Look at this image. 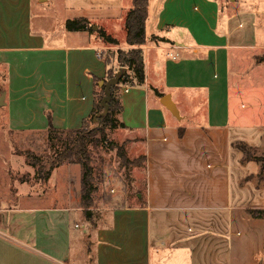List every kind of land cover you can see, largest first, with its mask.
<instances>
[{
    "label": "crops",
    "instance_id": "0c3cea01",
    "mask_svg": "<svg viewBox=\"0 0 264 264\" xmlns=\"http://www.w3.org/2000/svg\"><path fill=\"white\" fill-rule=\"evenodd\" d=\"M154 1L150 8L147 0L138 48L144 81L137 84L126 70L113 94L125 158L143 159L132 167L129 192L120 181L99 193L97 217L89 212L86 220L80 167L57 166L47 179L53 178L50 204L31 196H39L35 191L25 194L24 206H2L0 198V264H264V218L249 214L264 211V170L239 148L264 155V95L245 101L248 82H264V43L257 38L264 5ZM132 2L0 0L2 127L45 135L49 116L54 129H79L100 82L120 68L116 51L133 49L125 29L118 39L111 28H124ZM56 8L58 15L47 13ZM34 10L51 28L33 22ZM73 19L97 29L67 31ZM98 30L118 45L103 43ZM165 95L178 118L161 105ZM131 195L137 203L128 204Z\"/></svg>",
    "mask_w": 264,
    "mask_h": 264
},
{
    "label": "trees",
    "instance_id": "16d2710c",
    "mask_svg": "<svg viewBox=\"0 0 264 264\" xmlns=\"http://www.w3.org/2000/svg\"><path fill=\"white\" fill-rule=\"evenodd\" d=\"M147 17V0H133L131 9L124 17L125 44L133 49L128 51L118 50L116 61L120 67L125 68L133 73V80L137 84L144 81L142 53L139 47L144 45L145 30L144 24ZM67 31L84 30L91 32V26L85 19H73L65 22ZM98 37L107 45L117 46V41L111 36L106 35L101 30L97 31ZM264 61V59H263ZM113 76L108 74L107 80ZM127 75L124 74L119 83L124 82ZM97 82V81H95ZM111 88L110 99L107 103V112L101 106V100L104 96V88H99L100 95L95 96L94 108L88 120L84 121L82 126L76 130H57L51 126L50 117L48 116L47 145L51 151L49 167L44 170L41 161L32 152L26 151L27 162L37 167V178L45 181L49 178L50 172L61 164H77L80 167V205L83 209L84 217L89 220L90 209L93 206V196L96 192V178L94 169L91 164V157L88 152L89 146H97L98 142H106L105 129L115 128L113 115L119 111V105L114 98V89ZM99 94V93H98ZM160 96V95H159ZM99 125L93 130H87L85 123ZM105 128V129H104ZM98 135V136H97ZM116 147V146H115ZM244 154L245 161L255 160L260 164L261 170H264V155L261 157H251L249 149L244 146L239 147ZM117 156L121 165L125 167H135L142 164V160L136 159L129 161L125 158L123 147L116 148ZM253 218H264V211H249Z\"/></svg>",
    "mask_w": 264,
    "mask_h": 264
},
{
    "label": "rangeland",
    "instance_id": "374dc122",
    "mask_svg": "<svg viewBox=\"0 0 264 264\" xmlns=\"http://www.w3.org/2000/svg\"><path fill=\"white\" fill-rule=\"evenodd\" d=\"M223 1L228 2L229 0ZM254 1L256 3H261L262 6L264 5V3L262 2L264 0ZM123 2L130 8L131 0H123ZM151 7H155L154 0H150V8ZM259 11H264V9H260ZM34 12L37 13L36 10L33 11V22H37V24H39L40 20H38ZM54 12L55 15H58L57 8L55 10L52 9L51 12L47 13L54 14ZM41 21L42 23L40 26L43 30L51 28V23L48 20L42 19ZM93 27H95V25H92L91 29H93ZM111 28L114 31L115 38H123V24L120 27L117 24H111ZM257 38L260 39L261 43H264V14L258 16ZM248 84H251L249 86V90H251V92L245 94V101H250L255 99L254 97H262L264 95V82L261 85L258 84L252 86V82L250 81L248 82ZM98 95H100V92ZM3 124V120L1 119L0 143L2 144V146H0V154L2 155V159L0 161V189L2 190V193L5 194L0 197L2 202H4L2 203L4 204L2 206H8L16 202L18 203L17 206L27 205L28 203L24 199V196L29 192L32 193V191H35L39 196H36L34 194H31V196H35L38 199L41 198L40 201L43 204H50L53 197V178L45 181L37 178V167L30 165L27 162V158L25 156L26 151L32 152L36 157L40 159L41 165L44 167V170H47L49 167L50 157L52 156L51 151L47 145V134H32L24 136L15 135L8 132L4 127H2ZM84 126L87 130H93L96 127H100L95 123L90 124L88 122L85 123ZM105 135L106 142L100 141L98 142L97 146L88 147V152L91 157V164L94 169L95 178L97 180V189L93 196V206L90 209L91 215H93L95 218L97 217V214L93 209L98 206V204L101 202L100 200L103 198L99 195L101 193L109 192V190L113 189V187L119 185L120 181L122 182V184H120V187L124 185L126 191L129 192V185L131 180L130 176L132 174L131 171L133 170L132 167L124 168L121 165V161L118 158L116 152V148L122 146L125 157L129 158L127 151L125 150L127 137L124 135V133L119 128H111L105 129ZM249 154L252 156L255 153L253 154V152H251ZM16 160H19L20 162L18 164L14 163ZM139 160L141 159H138V161ZM141 191L142 186L138 185V192ZM129 199L130 200H128V204L137 203L134 195L129 196Z\"/></svg>",
    "mask_w": 264,
    "mask_h": 264
},
{
    "label": "water",
    "instance_id": "95a60500",
    "mask_svg": "<svg viewBox=\"0 0 264 264\" xmlns=\"http://www.w3.org/2000/svg\"><path fill=\"white\" fill-rule=\"evenodd\" d=\"M96 27H93V30L96 31ZM126 73L125 68H118L117 71L113 74V76L108 79L105 82H100L99 86L104 88V96L101 100V106L104 108V112H107V103L109 102L110 99V93H111V88L115 87L119 84L120 79L122 76ZM3 98V95L0 96V102ZM161 105L169 111L174 117L178 118V112L176 110V107L174 103L171 101V98L169 95H165L161 98L160 100ZM2 104H0L1 106Z\"/></svg>",
    "mask_w": 264,
    "mask_h": 264
},
{
    "label": "built area",
    "instance_id": "2783aa9c",
    "mask_svg": "<svg viewBox=\"0 0 264 264\" xmlns=\"http://www.w3.org/2000/svg\"><path fill=\"white\" fill-rule=\"evenodd\" d=\"M98 57H100V55Z\"/></svg>",
    "mask_w": 264,
    "mask_h": 264
}]
</instances>
